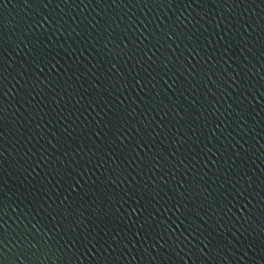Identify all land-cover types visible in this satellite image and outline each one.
Masks as SVG:
<instances>
[{
    "label": "water",
    "instance_id": "1",
    "mask_svg": "<svg viewBox=\"0 0 264 264\" xmlns=\"http://www.w3.org/2000/svg\"><path fill=\"white\" fill-rule=\"evenodd\" d=\"M0 264H264V0H0Z\"/></svg>",
    "mask_w": 264,
    "mask_h": 264
}]
</instances>
